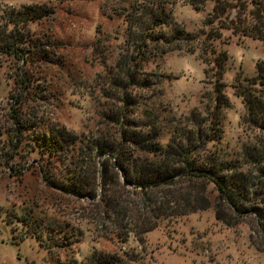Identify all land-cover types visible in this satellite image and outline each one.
I'll use <instances>...</instances> for the list:
<instances>
[{
  "label": "rangeland",
  "instance_id": "obj_1",
  "mask_svg": "<svg viewBox=\"0 0 264 264\" xmlns=\"http://www.w3.org/2000/svg\"><path fill=\"white\" fill-rule=\"evenodd\" d=\"M161 2L170 21L163 34L174 44L164 45L154 32L156 38L141 49L130 15L141 21L147 17L144 6L154 9ZM215 3L0 0V264H93L94 257L98 264H264V231L252 211L236 214L224 206L223 223L212 207L165 222L139 239L123 229L125 222L113 226L104 202L65 194L49 183L70 185L73 174H82V151L118 137V126L105 119L119 108L121 97L111 90L108 76L134 69L139 82L150 80L147 92L132 89V111L136 121L154 122L162 130L164 145L174 131L198 130L192 120L211 119L217 71L203 54L210 31L220 30L212 18ZM28 7L47 15L16 33L17 54L5 53L8 23ZM219 37L208 49L228 54L222 89L228 103L221 114V140L209 147L231 162L264 141L259 124L243 122L245 105L234 88L258 77L264 41L224 29ZM57 133L67 141L62 140L60 153L50 154L41 145ZM86 152L83 174L91 178L96 156L89 159ZM262 176L254 175L256 181ZM127 191L138 200L137 191ZM140 209L148 212L142 204Z\"/></svg>",
  "mask_w": 264,
  "mask_h": 264
},
{
  "label": "trees",
  "instance_id": "obj_2",
  "mask_svg": "<svg viewBox=\"0 0 264 264\" xmlns=\"http://www.w3.org/2000/svg\"><path fill=\"white\" fill-rule=\"evenodd\" d=\"M184 3L198 7L214 0H181ZM212 12L213 20L219 23L216 33L210 31L204 41V57L212 65L216 73V99L213 103L211 119L207 123L192 120L194 131H174L164 145L162 130L154 123L145 124L134 118L137 111L132 96V89L147 92L151 88L149 79L143 83L138 81L136 70L129 69L118 77H107L111 82V90L119 92L120 106L105 115V119L118 126L119 135L111 142L97 141L87 147L89 159L96 156L91 164L93 176L86 177L85 161L82 151V169L80 176L72 175L70 185L49 182L51 186L62 190L65 194L77 195L80 199H90L99 205L105 203L112 214L113 226L126 223L130 233L141 239L165 222L179 220L191 214L216 208V218L226 223L227 218L223 207L227 206L236 214L252 211L259 219L264 231V179L256 181L255 173H261L264 178V141H256L252 147L246 148L238 159L223 161L219 150L212 149L210 144L219 143L223 133L222 109L227 106L228 99L223 94V78L226 72L228 54L226 52H211V41L220 38L221 29L231 31L232 36L253 38L264 41V0H215ZM237 4V5H236ZM163 9V3H158L154 9L144 6L142 11L147 17L141 21L130 15V27L138 32L141 38L139 48H146L159 32L168 47L174 41L165 39L163 29L170 25L169 18ZM236 15L231 19V14ZM8 23L11 30L7 34L8 41L3 47L17 54V46H21L18 35L23 25L36 22L46 17L47 11L41 8L28 7L17 14ZM209 22H212L210 20ZM160 30V31H158ZM219 34V36H216ZM160 39V38H159ZM161 40V39H160ZM165 40H167L165 42ZM138 44V42H136ZM209 48V49H208ZM194 54V53H193ZM210 55V57H209ZM23 62L26 58L22 55ZM258 77L249 79V84L239 83L234 86L236 95L243 100L246 113L242 120L246 124H259L264 132V64L258 65ZM209 71H206L208 74ZM138 110V109H137ZM60 133L52 134L49 140H44L42 148L50 154L60 153L63 141H67ZM63 140V141H62ZM90 154V155H89ZM115 172V173H114ZM85 173V172H84ZM129 188L138 192V200H132ZM100 189V190H99ZM99 191L101 193H99ZM107 196V199L104 198ZM217 202L213 201V197ZM140 204L148 212L142 213ZM149 214V215H148ZM95 257L93 264H98Z\"/></svg>",
  "mask_w": 264,
  "mask_h": 264
}]
</instances>
